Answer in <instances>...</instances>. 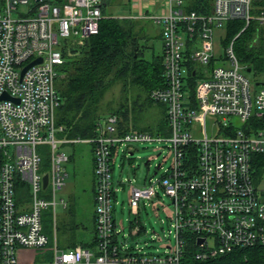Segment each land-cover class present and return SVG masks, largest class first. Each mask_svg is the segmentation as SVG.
Instances as JSON below:
<instances>
[{"label":"built area","instance_id":"obj_1","mask_svg":"<svg viewBox=\"0 0 264 264\" xmlns=\"http://www.w3.org/2000/svg\"><path fill=\"white\" fill-rule=\"evenodd\" d=\"M261 1L212 0L210 13L200 14L187 11L186 0H170L166 13L151 17L161 25L166 84L153 90L151 98L166 106L173 162L155 184L132 186L129 204L139 216L142 201H158L157 187L171 200L174 213L165 238L172 243L166 241L163 252L152 253L129 251L118 240L112 162L121 146L129 151L132 144L163 138L125 132L114 114L98 121L92 138L56 136L64 131L56 127L55 115L65 49L98 35L102 0H0V264H187L189 256L209 262L235 249L264 247V173L255 169V161L264 156V86L248 77L233 43L208 78L195 75L193 98L184 71L185 36L202 40L191 62L211 64L215 31L225 23L243 22L241 32L253 21L264 27ZM39 58L42 63L22 77L23 69ZM67 143L93 146L95 245L55 248L49 262L22 261L25 249L49 243L43 213L68 206L58 199L68 178L64 164L69 158L61 150ZM40 146L51 152L49 171L43 169ZM20 197H26V208ZM139 232L135 226L134 234Z\"/></svg>","mask_w":264,"mask_h":264},{"label":"rangeland","instance_id":"obj_2","mask_svg":"<svg viewBox=\"0 0 264 264\" xmlns=\"http://www.w3.org/2000/svg\"><path fill=\"white\" fill-rule=\"evenodd\" d=\"M160 32V28L152 21L144 20L134 23L133 35L144 46L142 57L147 61H151L162 53ZM241 33L237 35L230 34L229 23H225L221 29H217L215 42L219 45V53L224 57L226 50L233 43L234 52L243 65L248 66L251 58H259L258 69L247 75L253 81L260 80L264 77V27L252 32L248 30L240 36ZM70 48L68 46V50ZM243 52L246 59L239 56ZM123 88L121 82H115L106 91L100 103L99 114L102 117L110 115L114 112V109L120 108L119 106L123 109L132 106L137 94L135 88L129 87L127 91H124ZM140 105V109L136 112L130 109L126 124L127 131L146 133L153 138H163V141L132 144L129 148L132 149L133 155L127 148H124L125 146L115 150L112 162L113 184L116 189L113 201V218L118 232L121 231L118 240L123 248H129V251L142 249L146 252L157 253L165 250L166 241L168 244L172 243V240L165 238L170 230V220L174 213L171 200L164 194L162 189L157 187L158 201L155 204L146 200L142 201L140 214L135 216L131 213L129 204L130 191L132 186L143 188L144 185L150 186L155 184L157 180L162 179L165 170L172 165L173 157L170 150L169 128L166 123V106L151 101L146 93L141 95ZM234 122L240 125L237 120H234ZM56 136L60 138L62 134L58 133ZM82 147L87 148L89 145L74 143L64 145L61 149L66 155H69L73 150L76 152L75 161L65 165V169L69 174L66 186L58 192V199H64L68 203H70L71 195L76 191L79 192L78 199L75 201V197H72V204L70 203L73 211L76 210V218L69 209H63L60 206L55 211L53 208L46 210L43 213L42 223L49 243L44 248L25 249L22 252V261L49 262L53 259L55 248L70 251L74 249V244H79L80 247L86 249L94 247L93 227L90 218L92 211V180L91 175L88 176V170L85 166L88 157L81 160L78 157L77 151ZM38 151L43 159L44 171H49L51 168V152L45 146H40ZM263 160L264 156L260 161L263 162ZM257 169L261 174L264 173V164ZM19 199L21 200L19 204L24 205L22 208H26V197H20ZM78 223H82L84 228L78 227ZM135 226L140 228V232L136 235L134 234ZM90 239L92 241L89 245L81 243Z\"/></svg>","mask_w":264,"mask_h":264},{"label":"trees","instance_id":"obj_3","mask_svg":"<svg viewBox=\"0 0 264 264\" xmlns=\"http://www.w3.org/2000/svg\"><path fill=\"white\" fill-rule=\"evenodd\" d=\"M211 3L212 0H191L187 10L209 14ZM258 5L264 6V0ZM244 25L240 21L230 22V34H239ZM259 28H261L260 25L253 21L240 36L248 30L252 32ZM133 29L134 25L130 20L105 14L98 35L88 39L82 46L70 45L69 52L65 49V60L59 67L60 77L56 80L60 106L56 111L55 122L57 127L64 128V131L60 133L62 137H66L67 140H76L92 138L95 135L98 121L102 118L99 114L101 100L115 82H121L124 91L133 87L137 93L131 107L123 109L119 106L120 108L114 109L111 113L121 119L120 127L125 132L128 130L126 124L130 109L136 112L141 107V95L146 93L148 98L155 102L151 98V92L166 87L163 55L154 57L151 61L145 60L142 57L143 48L134 37ZM239 56L246 57L244 52ZM258 62L259 58H251L248 68L252 71L258 69ZM190 95L191 98L194 97V87L191 88ZM166 123L168 125L167 114ZM260 159L255 161L257 173H260L257 168L264 164V160L262 162ZM94 232L95 244V222ZM77 246L79 244H74L73 248ZM186 262L187 264H264V247L235 249L209 262H199L189 256Z\"/></svg>","mask_w":264,"mask_h":264},{"label":"crops","instance_id":"obj_4","mask_svg":"<svg viewBox=\"0 0 264 264\" xmlns=\"http://www.w3.org/2000/svg\"><path fill=\"white\" fill-rule=\"evenodd\" d=\"M169 2H170V0H102V13H103V15H105V14L111 15L114 18L130 20L133 23V25L135 22L144 21V20L154 22V20L151 17L166 13L168 6H169ZM190 4H191V0H187L185 2V9L186 10L189 8ZM211 8H212V3H211ZM155 24L161 30V25H159L157 23H155ZM216 31H215V33H216ZM160 41L162 43V52H163V42H162L161 32H160ZM184 41L186 42V47L184 48V54H185V59H186V61L184 63L185 79H186L187 84L189 85V90L191 91L192 87H194V89H195V83H194L195 75H197V77H200L201 79L208 78L209 75L211 74L212 70L221 64L223 57H222V54L219 53V50H218L219 45L215 42V37H214V60L211 62V64H208V65H200V66L194 65L191 62L190 57L194 51L200 49V47L202 45V40L199 38L189 39L185 36ZM139 44L144 49V46H142L140 42H139ZM161 55H162V53H161ZM248 69H250V68H248ZM251 72H253V71H251ZM255 83L256 84L257 83H264V77L260 80H255ZM60 138L66 139V137H60ZM68 144L72 145L73 143L62 144L61 149L64 145L67 146ZM82 144H86V143H82ZM87 145H89V147H87V148L82 147L77 152H78V157L80 160L83 159L84 157H88V161H87V164L85 166L87 167V170H88L87 174L89 177L91 175V180H92L91 181L92 182V185H91V187H92V211L90 214V218H91V223H92V227H93V231H92L93 232L92 239H93L94 238V222H95V183H96V179H95V164H94L93 146L90 144H87ZM131 150L132 149H130L129 151L131 152ZM131 155H133L132 152H131ZM67 156L69 158V161L67 163L74 162L76 159L75 150H73ZM66 164H64V168H66L65 167ZM81 166H83V165H81ZM67 174H68V172H67ZM68 177H69V174H68ZM65 186H66V183H65ZM78 196H79V192L76 191L75 193H73L70 197V203L72 204V200H71L72 197H75V201H76V199H78ZM70 203H68V201H67L68 206H67V208H63V209H66V210L69 209L71 213H74V217L76 218V216H77L76 210H75V212L73 211V207H71ZM77 226L84 228V225L82 223H78ZM92 239H90L88 241H84L82 243L83 244L84 243H90V241H92Z\"/></svg>","mask_w":264,"mask_h":264},{"label":"water","instance_id":"obj_5","mask_svg":"<svg viewBox=\"0 0 264 264\" xmlns=\"http://www.w3.org/2000/svg\"><path fill=\"white\" fill-rule=\"evenodd\" d=\"M35 1H36V2H39L40 0H35ZM40 63H42V59H41V58H39V59H37V60L31 62L30 64H28V65L23 69V71H22V73H21V76L23 77L24 74H25V73H26L31 67H33V66H35V65H37V64H40ZM251 71H252L251 69H248V70H247L248 73H250ZM256 86H264V83H257ZM4 97L7 98V99H9V100H13V101H16V102L18 101V100L14 99V98H10V97H8L7 95H5ZM43 181H44V187H46L47 184H48V175L44 176ZM199 243H202V240H199Z\"/></svg>","mask_w":264,"mask_h":264}]
</instances>
